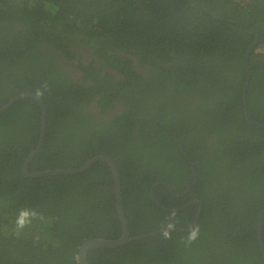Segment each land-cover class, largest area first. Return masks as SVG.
Segmentation results:
<instances>
[{"label": "trees", "instance_id": "obj_1", "mask_svg": "<svg viewBox=\"0 0 264 264\" xmlns=\"http://www.w3.org/2000/svg\"><path fill=\"white\" fill-rule=\"evenodd\" d=\"M202 1L0 0V106L47 84L40 97L44 141L27 169L76 167L110 155L129 236L161 229L169 209L176 210V227L185 228L170 240L159 231L113 248H90L87 264H263L256 220L264 208V129L245 120L242 94L253 29L258 42L247 57V109L264 123V0H204L224 20L204 11ZM77 43L119 70V82L111 85L107 74H96L100 66L78 59L75 67L94 84L82 93L66 84L57 59H74ZM123 53L136 55L146 72H135ZM105 82L98 103L105 107L111 90L112 99L130 102L129 112L95 122L80 103ZM39 127L32 98L0 112V264H77L83 241L121 233L106 162L73 174H22ZM152 184L163 208L151 200ZM194 198L201 201L197 218ZM25 207L44 218L17 237L14 219ZM262 224L264 242V218ZM190 225H199L200 236L185 246Z\"/></svg>", "mask_w": 264, "mask_h": 264}, {"label": "water", "instance_id": "obj_2", "mask_svg": "<svg viewBox=\"0 0 264 264\" xmlns=\"http://www.w3.org/2000/svg\"><path fill=\"white\" fill-rule=\"evenodd\" d=\"M202 8L204 11H206L209 15L212 17L219 19V20H224V18L216 15L214 12L210 11L204 4V0L202 1ZM229 21V20H228ZM233 22V21H231ZM254 33V39L251 42L250 46L248 47L246 54H245V83L243 86V94H242V107H243V114L245 120L253 124L257 127L263 128L264 129V123L258 122L254 119H252L249 114H248V109H247V98H246V92H247V86H248V80L250 77V68L247 62V57L249 53L252 51V49L255 47V45L258 42V34L251 29ZM22 97H29L37 101L39 107H40V127H39V135H38V140L33 149L29 151V153L26 155L22 162L21 166V171L24 176H29V177H38V176H48V175H56V174H73V173H78L82 172L86 169H88L94 162L96 161H104L107 163L111 176H112V183H113V191H114V199H115V207H116V212L117 216L119 219V224H120V236L115 238V239H110V238H104V237H93L90 239H87L83 241L77 249L76 253V261L77 264H87V251L90 248H113L117 247L127 241L130 240H135L138 239L142 236H148L151 235L155 232H159L160 229L151 231L142 235H135V236H129V231L127 227V221L124 215L123 211V205H122V195H121V187H120V177H119V172L118 168L112 159L110 155L106 154H97L89 159L85 160L81 165L76 166V167H70V168H52V169H42V170H34V171H29L27 169L28 162L39 152V150L42 147L43 141H44V136L46 132V107L44 103L42 102V99L40 97H37L35 93L33 92H22L14 95L11 99H9L6 103L0 106V112L4 111L8 107H10L15 101H17L19 98ZM195 181V179H194ZM193 181V182H194ZM157 183V182H155ZM193 184V183H192ZM152 187L153 184L151 185V189L149 192V195L151 197V200L153 203L158 205L159 207L163 208L162 205L158 204V202L153 198V193H152ZM193 202H196L198 204V211L201 209V201L197 198L193 200ZM264 218V208L260 209L257 213V220H256V240H257V245L258 249L260 252V256L262 259V262L264 264V242L262 239V222ZM175 229H185L182 227H175Z\"/></svg>", "mask_w": 264, "mask_h": 264}, {"label": "flooded vegetation", "instance_id": "obj_3", "mask_svg": "<svg viewBox=\"0 0 264 264\" xmlns=\"http://www.w3.org/2000/svg\"><path fill=\"white\" fill-rule=\"evenodd\" d=\"M11 22L15 26L19 27V21L17 19L13 18L11 20ZM9 23H10V21L8 22V24ZM73 46H74V49L76 50L75 55H74L75 56L74 59H72V58L69 59V58H65V57H61V58L57 59L58 67L61 69V71L63 73L66 74V77H64L65 78L64 82L66 84H68L69 86H74V85L79 86L81 93L85 92V89L87 90L90 85L94 84V81L91 80V76H87L86 78H83V76L85 75V72L82 69L75 67V65H77L78 59L85 66L88 64H92L93 66H100L99 72H97L96 74L100 78H104L107 74L109 76V83L111 85L119 82V80L122 77V73L119 70L115 69L113 66L109 65L108 63L103 62L97 56L92 54L91 53V51H92L91 47L88 48V46L83 44V43H77V45H73ZM40 47L44 48L45 44H42ZM122 52H125V51H122ZM123 54L127 57L130 56L131 65H132V68L135 72L140 73V74L146 72L147 67L145 65L139 63V59L136 55L131 56V55H129V53H123ZM106 87H108V83L105 82L103 87L100 90V93L93 94L92 96H90V98L88 99V102L81 101V103H80V105L82 107V111H83L82 113L84 115L92 117L95 122L106 121L112 115L121 114L123 111L129 112L130 102L128 101L126 104H124L122 96H118V97L112 99V97L115 96V94L111 90H109V92H108V93H111V95L107 97V100L104 102L105 107L102 108V105H100L98 103V100L100 99V97L106 96V93H105ZM130 98H131V94L129 95V99ZM111 100H112V102H111L112 105H108V103ZM42 102H43V100H42ZM177 145L181 151L182 148H181L180 144H177ZM193 184H194V182H193ZM188 189H189V187L186 188V190H188ZM186 190H184L180 195L184 194V192H186ZM194 199H192V201ZM197 209H198V207H197ZM198 213H199V211L197 210L196 211V218L198 216ZM190 226H192V225H190Z\"/></svg>", "mask_w": 264, "mask_h": 264}, {"label": "clouds", "instance_id": "obj_4", "mask_svg": "<svg viewBox=\"0 0 264 264\" xmlns=\"http://www.w3.org/2000/svg\"><path fill=\"white\" fill-rule=\"evenodd\" d=\"M46 88L47 84H42L41 88L36 90V96L42 97ZM176 215L177 213L175 209H169L166 221L160 229V235L165 240L172 239V232L175 230L176 227ZM43 218L44 217L42 216V214L38 213L34 208L25 207L19 209L14 219V235L19 237L23 230L30 226L34 220H42ZM199 236V225L190 226L186 232V235L182 238L181 242L185 246H190L199 239Z\"/></svg>", "mask_w": 264, "mask_h": 264}]
</instances>
